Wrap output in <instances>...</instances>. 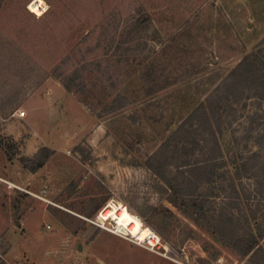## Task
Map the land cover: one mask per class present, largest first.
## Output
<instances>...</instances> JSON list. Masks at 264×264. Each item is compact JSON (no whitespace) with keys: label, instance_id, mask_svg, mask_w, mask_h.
Here are the masks:
<instances>
[{"label":"rangeland","instance_id":"rangeland-1","mask_svg":"<svg viewBox=\"0 0 264 264\" xmlns=\"http://www.w3.org/2000/svg\"><path fill=\"white\" fill-rule=\"evenodd\" d=\"M258 51L264 52V0H0V115L24 111L28 100L37 101L36 109L43 100L47 105L42 122L16 124L15 134L0 121V264H215L219 258L264 264V239L257 247L262 253L256 248L243 259L215 239L205 228L209 222L198 224L175 209L167 184L203 197L211 217L227 196L236 197L233 181L240 205L228 211L240 220L238 233L255 230L243 215L264 212V183L256 185V176L235 180L225 170L233 172L252 152L264 161V145L254 140L264 101L251 95L230 108L216 106L222 154L210 173L178 169L183 161L212 157L201 148L176 153L175 144L191 150L196 135L211 134L201 113L183 123ZM66 93L106 126L94 148L75 139L83 132L62 107ZM7 133L73 140L52 152L31 182L20 158L33 156L1 136ZM110 201L160 238L156 252L101 218Z\"/></svg>","mask_w":264,"mask_h":264},{"label":"trees","instance_id":"trees-1","mask_svg":"<svg viewBox=\"0 0 264 264\" xmlns=\"http://www.w3.org/2000/svg\"><path fill=\"white\" fill-rule=\"evenodd\" d=\"M258 54H260V56H258ZM63 85L67 90H70V83L63 82ZM251 95L258 99V101H264V52L261 51L246 55L227 75L222 84L208 96L206 105L197 107L183 123L185 125L191 122L201 113L200 115L204 118L211 134L196 135L198 139H194L195 146L192 147L195 148L190 147L191 150H188L189 148L184 143H181V147H178L176 142L175 152L179 153L180 151H185L183 155H188L189 152L193 154V150L201 148L204 154H209L212 158L193 164L188 163V161H183V164L177 166L178 169H182L184 166L188 165L194 166L200 174H207L214 171V165L211 164H213L212 162H216L218 155L222 154L218 143V137L221 135H215L214 133V126L218 130H221V125L218 123L216 106L230 108L229 106H231L232 103H238L245 96ZM258 117L264 120V110L261 111ZM183 124H181V127L184 126ZM254 140L255 144L260 148L264 145V121ZM4 149L10 151L12 147L5 146ZM51 154L52 151L50 149L41 148L31 159L20 158V163L30 173H36L45 165ZM7 156L9 160L13 157L10 153H7ZM222 164L226 167L225 163ZM209 167L212 168L209 169ZM149 168L154 173L158 172L153 166ZM225 172L230 175L232 174L235 180H240L243 176L248 179H254L256 176V185L264 183V161L257 152H252L240 163L239 167L233 165V172L229 169H226ZM179 173L183 175L184 171L180 170ZM206 180V184L211 183V175ZM233 183L232 181V185L230 186L236 197L227 196L225 199L227 200L225 201V207L221 209L217 215L211 217L208 216L210 209H207V202L205 199L189 194L186 189L187 187H182L179 184L172 185L171 183H167L171 191L168 196V202L175 207V209L180 210L189 218L194 219L198 224L205 225V222H209L211 225L208 223V226L205 225V228L211 231L215 239L225 244V246L236 249L238 254L244 259L256 250L260 241L264 239V212H262L259 218L256 214L251 215V217L243 215L245 221H248V223L249 218H251L255 230L248 229V231L244 230L243 234L238 233L240 220L238 216L234 215L233 211H228L236 210L240 205V197ZM247 199L248 196L245 195V200ZM256 252L262 253L263 250L257 248Z\"/></svg>","mask_w":264,"mask_h":264},{"label":"crops","instance_id":"crops-1","mask_svg":"<svg viewBox=\"0 0 264 264\" xmlns=\"http://www.w3.org/2000/svg\"><path fill=\"white\" fill-rule=\"evenodd\" d=\"M66 93L65 100L62 101L64 104L62 107L68 110V120H77V123L80 125V129L82 130L81 135H77L75 139H79V141L86 140V142L90 145L91 148H94L95 144H98L99 139H103L106 133V126L102 122H97L95 117L89 113V111L79 102L77 101L72 95ZM49 98V97H48ZM37 101H26V104L22 105L21 107L25 111L28 116L26 121H22L21 118L18 117V113L12 114L4 119L0 115V121L5 123L6 130L13 131V134L16 133L14 127L16 124L27 123L29 126H33L32 122L29 121L32 119L34 121L35 118H38L41 122L46 118L44 108L47 107L46 101L43 100V103L38 106L39 109H36ZM42 102V100H41ZM35 106V108H33ZM3 131V132H4ZM12 133H7V135H1L3 137H8L11 139L12 142L17 143L19 145L18 151H21L22 155L27 157L34 156L40 148H48L50 149L53 154H55L63 150L67 144L73 140L69 138L70 135H13ZM72 139V140H71ZM53 143L59 144L58 146H54ZM45 174V173H44ZM29 181H33L32 179L38 178V173H29L28 175ZM108 264H112L109 261Z\"/></svg>","mask_w":264,"mask_h":264},{"label":"bare ground","instance_id":"bare-ground-1","mask_svg":"<svg viewBox=\"0 0 264 264\" xmlns=\"http://www.w3.org/2000/svg\"><path fill=\"white\" fill-rule=\"evenodd\" d=\"M101 218L111 220L120 229L119 232L132 236L137 241H148L152 248L160 244V238L148 227L143 226L141 220L119 202L110 201L101 214Z\"/></svg>","mask_w":264,"mask_h":264},{"label":"built area","instance_id":"built-area-1","mask_svg":"<svg viewBox=\"0 0 264 264\" xmlns=\"http://www.w3.org/2000/svg\"><path fill=\"white\" fill-rule=\"evenodd\" d=\"M18 117L19 118H21L23 121H26L27 119H28V116H27V114L24 112V111H21V112H19L18 113ZM12 186V188H17V189H20L19 187H17L16 185H11ZM21 190V189H20ZM25 193H27V194H30V195H32L33 197H35V198H38V199H40V200H42V201H45V202H49V201H47V200H45L43 197H41V196H38V195H35V194H32V193H30L28 190H23ZM42 194H46V188L42 191ZM101 214V213H100ZM100 214H99V218H100ZM135 243L136 244H140L139 242H136L135 241ZM148 250H150V251H153V252H156V251H154V249L151 247V246H149L148 245V248H147ZM222 263V259L221 258H219V259H217L216 260V263L215 264H221Z\"/></svg>","mask_w":264,"mask_h":264}]
</instances>
